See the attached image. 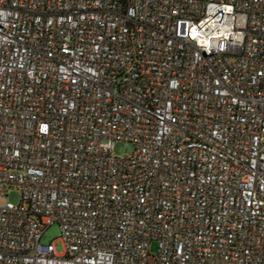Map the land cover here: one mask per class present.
Here are the masks:
<instances>
[{"label": "built area", "instance_id": "1", "mask_svg": "<svg viewBox=\"0 0 264 264\" xmlns=\"http://www.w3.org/2000/svg\"><path fill=\"white\" fill-rule=\"evenodd\" d=\"M0 264H264V0H0Z\"/></svg>", "mask_w": 264, "mask_h": 264}, {"label": "rangeland", "instance_id": "2", "mask_svg": "<svg viewBox=\"0 0 264 264\" xmlns=\"http://www.w3.org/2000/svg\"><path fill=\"white\" fill-rule=\"evenodd\" d=\"M134 149L135 148L132 143L121 142L116 145L115 154L117 156L130 155L134 152ZM8 195L11 202H13L14 204L20 203L21 194L17 189H11ZM42 242L44 244H50L51 242H54L58 253L61 254L65 252V244L62 240L61 228L58 223L53 224L51 227H49L42 238ZM152 250L156 251V244L153 245Z\"/></svg>", "mask_w": 264, "mask_h": 264}]
</instances>
